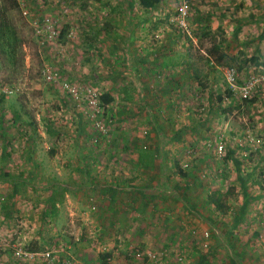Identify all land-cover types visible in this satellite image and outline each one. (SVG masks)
<instances>
[{"label":"rangeland","instance_id":"1","mask_svg":"<svg viewBox=\"0 0 264 264\" xmlns=\"http://www.w3.org/2000/svg\"><path fill=\"white\" fill-rule=\"evenodd\" d=\"M189 3L0 0V264H264V0Z\"/></svg>","mask_w":264,"mask_h":264},{"label":"trees","instance_id":"2","mask_svg":"<svg viewBox=\"0 0 264 264\" xmlns=\"http://www.w3.org/2000/svg\"><path fill=\"white\" fill-rule=\"evenodd\" d=\"M162 0H140V3H141V5L144 7V8H152V7H154V6H156V5H158L160 2H161ZM15 5H17V3H15ZM251 62H253V64L254 65H256V66H264V63H259L258 62V60H256L254 57H252V60L251 59H249ZM247 59H243L240 63H239V65L237 66V69L235 70L236 71V73L238 74V72L239 71H241V70H243L244 68H245V65L247 64ZM190 68V67H189ZM192 69V68H191ZM236 83L238 84V83H240V81L238 80V78H237V80H236ZM242 84V83H241ZM229 96H232L233 95V91H231V90H228V93H227ZM104 99H105V101H107V102H109L111 99H110V97H108V96H106V97H103ZM238 160H236V163L238 164ZM219 195V194H218ZM210 201L213 203V204H215L216 205V207L219 209V208H221L223 205H221L220 203H219V200H218V198H216V195L215 194H212L211 196H210ZM249 201H250V197H249V195H245L244 196V202H243V205H242V208H241V211L242 212H244V210H245V208L247 207V205H248V203H249Z\"/></svg>","mask_w":264,"mask_h":264},{"label":"built area","instance_id":"3","mask_svg":"<svg viewBox=\"0 0 264 264\" xmlns=\"http://www.w3.org/2000/svg\"><path fill=\"white\" fill-rule=\"evenodd\" d=\"M179 5V11H180V14L183 16V17H186V15L188 14V10H189V7H190V3H189V0H175ZM235 77H237V73L236 71H233L232 74H230L228 76V82L230 83L231 87H232V90L234 91H239L241 94H243L244 97L250 95L252 89H253V86H254V82H258V78H254V82L253 80H248L246 82L245 85H243V87H240L239 89H236V79ZM224 147V145H222V143L219 145V148L222 149Z\"/></svg>","mask_w":264,"mask_h":264},{"label":"crops","instance_id":"4","mask_svg":"<svg viewBox=\"0 0 264 264\" xmlns=\"http://www.w3.org/2000/svg\"><path fill=\"white\" fill-rule=\"evenodd\" d=\"M220 259H221V260H220L221 262H224V259H225V258H224V257H222V258H220ZM229 259H231V258H229ZM231 261L233 262V260H232V259H231ZM255 262H257V264H258V263H259V260H256Z\"/></svg>","mask_w":264,"mask_h":264}]
</instances>
